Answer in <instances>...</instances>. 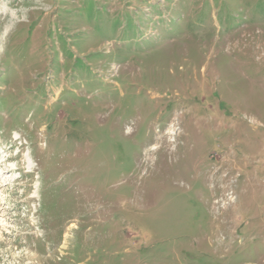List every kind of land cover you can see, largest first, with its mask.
<instances>
[{
  "label": "rangeland",
  "instance_id": "rangeland-1",
  "mask_svg": "<svg viewBox=\"0 0 264 264\" xmlns=\"http://www.w3.org/2000/svg\"><path fill=\"white\" fill-rule=\"evenodd\" d=\"M0 264H264V0H0Z\"/></svg>",
  "mask_w": 264,
  "mask_h": 264
},
{
  "label": "bare ground",
  "instance_id": "bare-ground-1",
  "mask_svg": "<svg viewBox=\"0 0 264 264\" xmlns=\"http://www.w3.org/2000/svg\"><path fill=\"white\" fill-rule=\"evenodd\" d=\"M24 257H26V258H27V257H28V258L30 257V258H33V259H34V258H37L36 256H33V255H31V254H28V255L25 254Z\"/></svg>",
  "mask_w": 264,
  "mask_h": 264
}]
</instances>
